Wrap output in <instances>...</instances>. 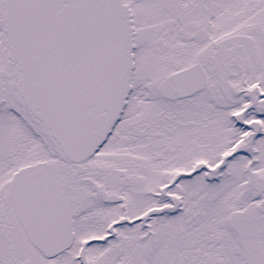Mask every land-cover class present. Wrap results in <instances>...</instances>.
<instances>
[{
  "label": "snow or ice",
  "instance_id": "6c2138e0",
  "mask_svg": "<svg viewBox=\"0 0 264 264\" xmlns=\"http://www.w3.org/2000/svg\"><path fill=\"white\" fill-rule=\"evenodd\" d=\"M0 264H264V0H0Z\"/></svg>",
  "mask_w": 264,
  "mask_h": 264
}]
</instances>
